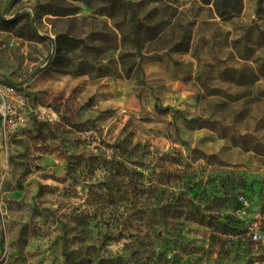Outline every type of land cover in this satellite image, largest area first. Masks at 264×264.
<instances>
[{
  "label": "rangeland",
  "instance_id": "374dc122",
  "mask_svg": "<svg viewBox=\"0 0 264 264\" xmlns=\"http://www.w3.org/2000/svg\"><path fill=\"white\" fill-rule=\"evenodd\" d=\"M238 5L0 0L30 107L0 140V264H264V0Z\"/></svg>",
  "mask_w": 264,
  "mask_h": 264
},
{
  "label": "built area",
  "instance_id": "2783aa9c",
  "mask_svg": "<svg viewBox=\"0 0 264 264\" xmlns=\"http://www.w3.org/2000/svg\"><path fill=\"white\" fill-rule=\"evenodd\" d=\"M30 107L27 97L17 87L0 82V140L7 138L16 130L26 126ZM264 235L257 224H253L250 239L253 242L263 241Z\"/></svg>",
  "mask_w": 264,
  "mask_h": 264
},
{
  "label": "trees",
  "instance_id": "16d2710c",
  "mask_svg": "<svg viewBox=\"0 0 264 264\" xmlns=\"http://www.w3.org/2000/svg\"><path fill=\"white\" fill-rule=\"evenodd\" d=\"M202 4L209 5L212 3L213 8L219 18L235 16L239 13V1L240 0H200ZM15 20L1 21L4 28L14 27ZM168 110V109H166Z\"/></svg>",
  "mask_w": 264,
  "mask_h": 264
}]
</instances>
